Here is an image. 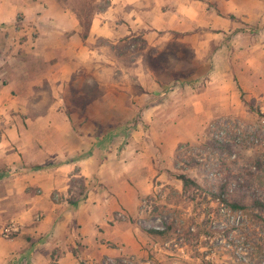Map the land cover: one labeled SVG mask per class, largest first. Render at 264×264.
<instances>
[{"label": "crops", "instance_id": "crops-1", "mask_svg": "<svg viewBox=\"0 0 264 264\" xmlns=\"http://www.w3.org/2000/svg\"><path fill=\"white\" fill-rule=\"evenodd\" d=\"M101 1L85 26L74 0H0V264L144 254L150 236L138 216L165 164L158 146L169 159L180 142L196 141L183 128L188 117L240 107L225 80L229 63L264 60V0ZM176 32L193 59L211 63L202 89H165L137 56L124 68L122 53L107 54L106 40L113 48L141 34L155 44Z\"/></svg>", "mask_w": 264, "mask_h": 264}, {"label": "rangeland", "instance_id": "rangeland-1", "mask_svg": "<svg viewBox=\"0 0 264 264\" xmlns=\"http://www.w3.org/2000/svg\"><path fill=\"white\" fill-rule=\"evenodd\" d=\"M105 4L74 0L84 17ZM142 38L140 34L131 44L121 42L113 48L106 40L107 54L122 53L124 68H133L128 59L137 56V64L152 68L165 89L180 84L202 89L211 80V63L193 59L192 47L180 41L179 33H169L162 38L165 41L155 44H145ZM260 54L255 51L249 58ZM228 66L234 75L225 80L240 95L241 106L188 117L183 128L193 130L196 141L180 142L169 159L158 146L165 164L157 166L159 173L152 179L156 188L142 198L138 216L141 229L150 236L147 252L120 260L108 258L105 264H264V210L255 204L264 202V60ZM241 66L247 70L238 78ZM202 71L206 73L201 76ZM121 81L141 91L138 79ZM181 115L182 111L179 119ZM145 130L153 129L146 124ZM161 172H165L163 178ZM181 174L197 184L185 187ZM75 185L77 193H85V184L83 190L80 182ZM150 227L166 233L150 234Z\"/></svg>", "mask_w": 264, "mask_h": 264}, {"label": "trees", "instance_id": "trees-1", "mask_svg": "<svg viewBox=\"0 0 264 264\" xmlns=\"http://www.w3.org/2000/svg\"><path fill=\"white\" fill-rule=\"evenodd\" d=\"M104 6H100L99 8L101 9V8H103ZM89 14V16H87V17H84V14H83V12L80 14V16H81V18H82V14H83V18H82V21H83V24L85 25V26H87L88 25V19L91 17V11H89L88 12ZM91 19V18H90ZM89 19V20H90ZM129 48H130V46H129ZM177 75L176 76H179V74L178 73H176ZM180 78V77H179ZM182 180H183V183H184V186L186 187V186H188V185H190V184H197L196 183V181H194L193 179H191L190 177H188L187 175H185V174H181L180 176H179ZM75 182H80L81 183V185H83V187H82V190H83V188H84V184H85V178L84 177H81V178H78V179H75L74 180ZM75 182H74V184H75ZM78 200V198L76 197V198H71L70 199V202L71 203H75L76 201ZM255 204H256V206L257 207H259V208H261V209H263L264 210V202L263 201H260V200H257L256 202H255ZM147 231H148V233H150V234H154V235H164L165 233H166V230H163V229H159V228H156V227H150L149 229H147Z\"/></svg>", "mask_w": 264, "mask_h": 264}, {"label": "built area", "instance_id": "built-area-1", "mask_svg": "<svg viewBox=\"0 0 264 264\" xmlns=\"http://www.w3.org/2000/svg\"><path fill=\"white\" fill-rule=\"evenodd\" d=\"M15 229H16V228H15L14 225H10L8 228H6L4 234L8 236V234H9L10 232H12L13 230H15Z\"/></svg>", "mask_w": 264, "mask_h": 264}]
</instances>
